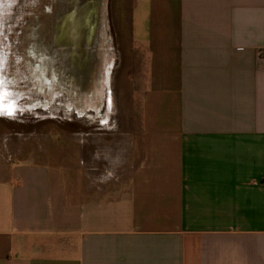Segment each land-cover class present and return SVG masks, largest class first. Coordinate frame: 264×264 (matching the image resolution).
I'll return each instance as SVG.
<instances>
[{
	"label": "crops",
	"instance_id": "crops-1",
	"mask_svg": "<svg viewBox=\"0 0 264 264\" xmlns=\"http://www.w3.org/2000/svg\"><path fill=\"white\" fill-rule=\"evenodd\" d=\"M128 19L137 129L73 198L49 166L0 169V264H264V0Z\"/></svg>",
	"mask_w": 264,
	"mask_h": 264
},
{
	"label": "rangeland",
	"instance_id": "rangeland-1",
	"mask_svg": "<svg viewBox=\"0 0 264 264\" xmlns=\"http://www.w3.org/2000/svg\"><path fill=\"white\" fill-rule=\"evenodd\" d=\"M79 1L94 6L90 37L63 22L75 0H0V169L49 166L72 198L138 126L122 54L130 0Z\"/></svg>",
	"mask_w": 264,
	"mask_h": 264
},
{
	"label": "bare ground",
	"instance_id": "bare-ground-1",
	"mask_svg": "<svg viewBox=\"0 0 264 264\" xmlns=\"http://www.w3.org/2000/svg\"><path fill=\"white\" fill-rule=\"evenodd\" d=\"M76 2V8L73 11V13H71L69 16L66 15L63 18V22H66L67 17L69 18V23L70 25H73L75 27H82V26H86L88 29V37H90L91 34V30L93 28V11H94V6L89 5L88 6H84V4H81V2L79 0H75ZM63 33H67V31L64 30ZM8 106V105H7Z\"/></svg>",
	"mask_w": 264,
	"mask_h": 264
},
{
	"label": "snow or ice",
	"instance_id": "snow-or-ice-1",
	"mask_svg": "<svg viewBox=\"0 0 264 264\" xmlns=\"http://www.w3.org/2000/svg\"><path fill=\"white\" fill-rule=\"evenodd\" d=\"M9 115H11V112H9Z\"/></svg>",
	"mask_w": 264,
	"mask_h": 264
}]
</instances>
